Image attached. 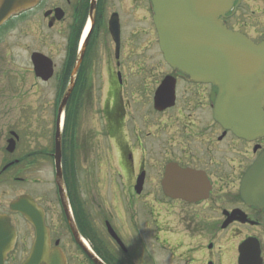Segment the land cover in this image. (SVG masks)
Listing matches in <instances>:
<instances>
[{
	"label": "flooded vegetation",
	"instance_id": "obj_1",
	"mask_svg": "<svg viewBox=\"0 0 264 264\" xmlns=\"http://www.w3.org/2000/svg\"><path fill=\"white\" fill-rule=\"evenodd\" d=\"M243 1L226 24L261 43L264 0L254 34L231 23ZM144 3L149 15L150 0H39L0 23V215L17 232L5 264H23L34 244L35 227L10 207L23 194L44 209L49 257L58 249L66 264H96L63 208L66 236L52 207L22 190L23 182L39 181L28 174L40 163H49L54 175L61 121L67 194L68 176L78 177L84 195L106 188L122 199L115 209L84 200L76 220L106 264H264V208L241 193L264 136L240 137L217 122L219 87L176 70L159 47L161 57H134L136 35L145 34L143 23L150 21L135 15ZM165 79L174 83L172 105L155 100ZM50 85L67 97L59 120L52 104L30 131L4 121L6 97L26 98ZM40 137H46L41 144Z\"/></svg>",
	"mask_w": 264,
	"mask_h": 264
},
{
	"label": "water",
	"instance_id": "obj_2",
	"mask_svg": "<svg viewBox=\"0 0 264 264\" xmlns=\"http://www.w3.org/2000/svg\"><path fill=\"white\" fill-rule=\"evenodd\" d=\"M39 0H0V22L10 14L34 6ZM240 0H151L153 20L165 59L183 74L197 80H209L219 87L214 117L240 137L253 139L264 135V41L255 43L240 31L227 27L224 18L234 12ZM174 95V83L164 82L156 101ZM67 98L63 99V104ZM167 102L166 104H172ZM62 104V105H63ZM60 153V143L57 141ZM56 181L72 230L81 243L70 216L60 157H57ZM241 193L251 205L264 208V150L242 179ZM36 229V243L24 264H39L48 231L42 209L30 196L11 203ZM110 231L112 230L109 228ZM114 234V231H111ZM14 228L7 216H0V264L14 243ZM97 264L103 263L89 251ZM49 264H66L62 254Z\"/></svg>",
	"mask_w": 264,
	"mask_h": 264
},
{
	"label": "rangeland",
	"instance_id": "obj_3",
	"mask_svg": "<svg viewBox=\"0 0 264 264\" xmlns=\"http://www.w3.org/2000/svg\"><path fill=\"white\" fill-rule=\"evenodd\" d=\"M141 5L142 6H140V9L136 11L135 15L137 17H142V15L146 17V14L148 15V11H146L147 4L144 3ZM261 5H262L261 0H244L242 5L238 9L236 17L234 18L233 21H231V23L235 24L238 27L246 28L251 34H254L255 26H257L259 23V21L257 20H263V16L259 12ZM145 19H150V21H148V24H145V22L143 23L144 28L145 29L147 28L146 33L145 34L140 33L136 35V40H135V45H134L135 46L134 57L136 59H143V58L147 59L153 56L161 57V52L159 55H156L158 54V52L156 53L157 47H158L157 46L158 39H157V34L154 30L151 13H149V15ZM58 95L59 93L58 91L56 92L55 86L50 85V86H47V88H45L43 92H33L32 94L29 95V97H26V98L25 97L23 98L6 97L5 103L2 104L3 111L6 113L5 115L6 118H4V121H12V122L17 121L19 125L21 126L22 132H24V130L27 128L30 131L33 128L32 123L33 122L35 123L36 115L41 118L43 115L46 114L47 108H49L52 104H54L55 106L58 101ZM26 102H29L31 105L28 107ZM31 106H33L34 108ZM50 112H48L47 116L50 115ZM30 120L31 122L28 123V121ZM45 140H46V137L37 138V142L39 144H41ZM30 143L31 142L25 143L24 146H28L30 145ZM25 175L26 173H24L23 176ZM28 175L30 178H33V177L39 178V181L36 183V185L23 182L22 190L33 192V194L38 198V200L41 203H43L46 206L52 207L51 217H54L56 222L61 223L60 233L61 235L66 236L65 234L66 233L68 234V231L62 225V223L64 224L63 221L65 217L62 212V205L59 200V195L57 192V186H56L55 178H54L55 175H53V171L49 163H46V162L40 163L37 166V168L33 169V172L29 173ZM65 178L70 188H72V182H70V178L68 176ZM74 181L78 184V186L75 185L71 189L72 192L69 193L70 195L69 198L71 197L70 199L73 201L72 202L70 200L72 207H75L74 202L81 203L84 200L87 202L88 201L95 202L96 204L100 202L105 209L107 208L115 209L117 204H120L122 206V199L120 198V194L119 196L115 197L114 194L111 195V193L107 192L106 188L105 189L103 188L100 190V193L98 194L89 193L88 195L86 194L84 195L81 192V189H79L78 177H76ZM69 186H67L68 189H69ZM74 197H76L79 201L74 199ZM79 210H80V207H77L78 215H76V217L78 221L81 217V213L79 212ZM159 260H160V257L158 261Z\"/></svg>",
	"mask_w": 264,
	"mask_h": 264
},
{
	"label": "trees",
	"instance_id": "obj_4",
	"mask_svg": "<svg viewBox=\"0 0 264 264\" xmlns=\"http://www.w3.org/2000/svg\"><path fill=\"white\" fill-rule=\"evenodd\" d=\"M74 199L78 200L76 197H74ZM79 201V200H78ZM76 206L78 207V202H76Z\"/></svg>",
	"mask_w": 264,
	"mask_h": 264
}]
</instances>
